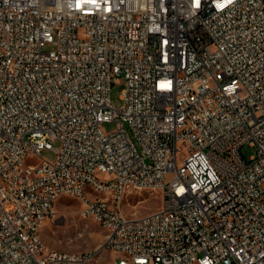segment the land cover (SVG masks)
<instances>
[{
  "label": "built area",
  "instance_id": "2783aa9c",
  "mask_svg": "<svg viewBox=\"0 0 264 264\" xmlns=\"http://www.w3.org/2000/svg\"><path fill=\"white\" fill-rule=\"evenodd\" d=\"M63 196L107 264H264V0H0V264L94 263L40 244Z\"/></svg>",
  "mask_w": 264,
  "mask_h": 264
},
{
  "label": "rangeland",
  "instance_id": "374dc122",
  "mask_svg": "<svg viewBox=\"0 0 264 264\" xmlns=\"http://www.w3.org/2000/svg\"><path fill=\"white\" fill-rule=\"evenodd\" d=\"M51 49V45L46 46ZM125 87V79L121 77L119 81L113 83L111 87V99L115 104H122L121 98ZM116 128V123L105 122L104 130L109 132ZM52 145L59 148L60 140L53 139ZM243 156L249 159L256 153V147L249 143L241 148ZM41 155L53 160L56 153L51 148L42 150ZM131 197L123 199V208L127 215H143L156 210L161 204V194L159 191H137ZM82 202L76 197L63 196L57 202V218L47 221L42 228V237L49 248L65 251L82 252L96 251L98 255L93 264H107L115 257V253L109 249H102L101 245L105 238V230L100 223L92 217L82 216L80 213Z\"/></svg>",
  "mask_w": 264,
  "mask_h": 264
},
{
  "label": "bare ground",
  "instance_id": "6f19581e",
  "mask_svg": "<svg viewBox=\"0 0 264 264\" xmlns=\"http://www.w3.org/2000/svg\"><path fill=\"white\" fill-rule=\"evenodd\" d=\"M135 190H137V191H143V186H136V187H135ZM39 241H40V244L42 245L43 249H46V250H55V249H53V248H49V247L46 245V243H45V241H44V239H43L41 233H39ZM56 250H58L59 253H70V255H79V254H81V253H87V252H88V251L73 252V251H65V250H60V249H56ZM89 251H90V250H89Z\"/></svg>",
  "mask_w": 264,
  "mask_h": 264
}]
</instances>
